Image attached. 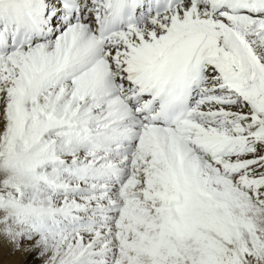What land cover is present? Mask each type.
<instances>
[{
  "label": "snow or ice",
  "instance_id": "obj_1",
  "mask_svg": "<svg viewBox=\"0 0 264 264\" xmlns=\"http://www.w3.org/2000/svg\"><path fill=\"white\" fill-rule=\"evenodd\" d=\"M0 264H264V0H0Z\"/></svg>",
  "mask_w": 264,
  "mask_h": 264
}]
</instances>
